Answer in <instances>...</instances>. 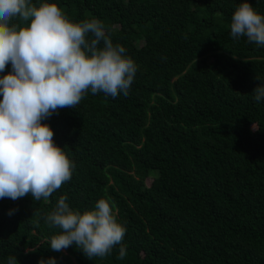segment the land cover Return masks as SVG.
Listing matches in <instances>:
<instances>
[{
	"label": "trees",
	"instance_id": "16d2710c",
	"mask_svg": "<svg viewBox=\"0 0 264 264\" xmlns=\"http://www.w3.org/2000/svg\"><path fill=\"white\" fill-rule=\"evenodd\" d=\"M241 2L32 0L102 21L137 72L127 96L88 92L42 121L75 169L47 201L0 199V264H264V47L231 37ZM247 2L264 15V0ZM61 195L81 213L113 202L125 257L53 252L60 230L43 216Z\"/></svg>",
	"mask_w": 264,
	"mask_h": 264
},
{
	"label": "clouds",
	"instance_id": "9594fccd",
	"mask_svg": "<svg viewBox=\"0 0 264 264\" xmlns=\"http://www.w3.org/2000/svg\"><path fill=\"white\" fill-rule=\"evenodd\" d=\"M230 35L264 47V15L242 0L231 16ZM9 64L11 71L0 78V199L31 195L47 201L71 180L75 165L42 121L60 109H74L88 92L127 96L137 65L122 45L113 44L99 19L73 23L54 3L37 7L32 0H0V72ZM253 93L256 102L264 100V82ZM117 213L106 198L81 213L61 195L43 216L47 226L60 230L48 246L61 252L75 245L89 260L103 259L119 246L117 258L123 259L126 228ZM7 264L18 261L11 255ZM37 264L56 260L42 258Z\"/></svg>",
	"mask_w": 264,
	"mask_h": 264
}]
</instances>
